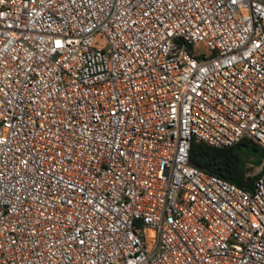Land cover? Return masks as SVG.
<instances>
[{
    "label": "built area",
    "instance_id": "built-area-1",
    "mask_svg": "<svg viewBox=\"0 0 264 264\" xmlns=\"http://www.w3.org/2000/svg\"><path fill=\"white\" fill-rule=\"evenodd\" d=\"M192 139L264 149V0H0V264H264Z\"/></svg>",
    "mask_w": 264,
    "mask_h": 264
},
{
    "label": "trees",
    "instance_id": "trees-1",
    "mask_svg": "<svg viewBox=\"0 0 264 264\" xmlns=\"http://www.w3.org/2000/svg\"><path fill=\"white\" fill-rule=\"evenodd\" d=\"M188 161L204 172L249 191L255 178L264 171V149L250 139L226 147H213L192 139ZM257 166H260L259 171L253 173Z\"/></svg>",
    "mask_w": 264,
    "mask_h": 264
},
{
    "label": "rangeland",
    "instance_id": "rangeland-1",
    "mask_svg": "<svg viewBox=\"0 0 264 264\" xmlns=\"http://www.w3.org/2000/svg\"><path fill=\"white\" fill-rule=\"evenodd\" d=\"M259 169H260V166L254 167L252 172L253 173H257L259 171Z\"/></svg>",
    "mask_w": 264,
    "mask_h": 264
}]
</instances>
